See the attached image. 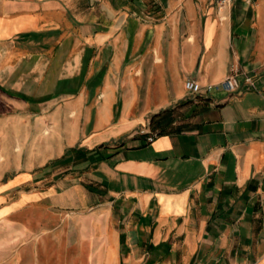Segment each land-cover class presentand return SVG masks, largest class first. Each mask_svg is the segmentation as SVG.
Wrapping results in <instances>:
<instances>
[{
    "label": "crops",
    "instance_id": "1",
    "mask_svg": "<svg viewBox=\"0 0 264 264\" xmlns=\"http://www.w3.org/2000/svg\"><path fill=\"white\" fill-rule=\"evenodd\" d=\"M0 264H264V0H0Z\"/></svg>",
    "mask_w": 264,
    "mask_h": 264
},
{
    "label": "built area",
    "instance_id": "2",
    "mask_svg": "<svg viewBox=\"0 0 264 264\" xmlns=\"http://www.w3.org/2000/svg\"><path fill=\"white\" fill-rule=\"evenodd\" d=\"M233 0H215L216 4L219 7H222L226 4L231 3ZM242 79V80H241ZM241 81L248 87L254 88V79L251 75H248L244 71H236L226 76L222 81L216 84H207L200 85L197 81L192 79H187L184 83V87L187 92L191 95H203L211 94L215 91H223L226 93L234 92L239 89L241 86ZM152 137H148V140H151Z\"/></svg>",
    "mask_w": 264,
    "mask_h": 264
},
{
    "label": "trees",
    "instance_id": "3",
    "mask_svg": "<svg viewBox=\"0 0 264 264\" xmlns=\"http://www.w3.org/2000/svg\"><path fill=\"white\" fill-rule=\"evenodd\" d=\"M173 110L174 109H167L165 111L160 112L159 114L154 115L151 118L150 121L151 129L153 131L158 130L156 136L185 130L186 125L184 123H180L175 127L171 128V126H173L174 123ZM168 127L170 129H167Z\"/></svg>",
    "mask_w": 264,
    "mask_h": 264
},
{
    "label": "rangeland",
    "instance_id": "4",
    "mask_svg": "<svg viewBox=\"0 0 264 264\" xmlns=\"http://www.w3.org/2000/svg\"><path fill=\"white\" fill-rule=\"evenodd\" d=\"M185 112V110H180V107H177L173 110V117H174V124L173 126H171V128L175 127L176 125L180 124L185 116H183V113ZM167 129H170L169 127ZM154 135H157L158 130H154L152 131Z\"/></svg>",
    "mask_w": 264,
    "mask_h": 264
}]
</instances>
